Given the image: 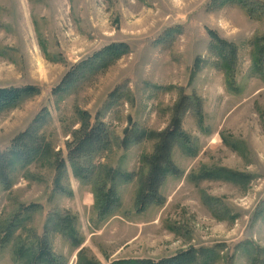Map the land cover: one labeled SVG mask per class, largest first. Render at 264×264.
<instances>
[{
  "label": "rangeland",
  "instance_id": "obj_1",
  "mask_svg": "<svg viewBox=\"0 0 264 264\" xmlns=\"http://www.w3.org/2000/svg\"><path fill=\"white\" fill-rule=\"evenodd\" d=\"M225 1L0 0V88L38 91L0 109V152L38 116L37 135L49 151L17 165L8 188L0 182V231L19 218L0 245V264H34L53 215L73 218L81 245L51 232L52 264L158 261L200 247H217L213 264H249L246 251L254 246L264 256V64L256 71L253 59L254 39L264 38V0L244 1L246 8ZM216 40L236 47L232 76L219 67ZM115 45L122 46L104 67L58 90L74 67ZM182 94L201 107V118L189 110L181 124L194 153L175 147L177 174L160 187L162 203L142 210L135 199L148 174L143 159L156 141L124 147V132L162 133ZM87 124L109 138L92 164L132 178L118 186V211L103 222L92 184L74 177L68 157ZM61 159L66 168L56 184ZM220 170L240 177L202 175ZM244 242L252 246L244 250Z\"/></svg>",
  "mask_w": 264,
  "mask_h": 264
},
{
  "label": "trees",
  "instance_id": "obj_2",
  "mask_svg": "<svg viewBox=\"0 0 264 264\" xmlns=\"http://www.w3.org/2000/svg\"><path fill=\"white\" fill-rule=\"evenodd\" d=\"M244 1L248 0H226L227 3H238L241 7L246 6L243 4ZM254 9H250L252 13ZM214 37V35L212 36ZM217 43L212 46V51L215 56L218 57L221 69L225 72V75L232 76L235 73V67L237 62L236 47L228 44L223 40H216ZM122 45H115L112 47L105 48L100 51L99 54L94 55L89 61L76 66L68 73L66 79L58 87V90L64 92L65 88L71 85V83L78 78V75H83L85 72H91L97 67H104L106 61L112 60V55H115L120 50ZM264 58V38L254 39V65H258L256 71H262L261 64ZM257 64H256V63ZM80 77V76H79ZM231 80V79H230ZM228 86L231 87V82L229 81ZM36 89L32 87L24 88H11L2 89L0 88V109L11 108L13 105L26 98L28 95L37 93ZM175 109L172 115V120L170 125L162 131V133H144L142 131H136L131 129L130 131H125L126 133L121 145L126 147L132 142H141L144 139L155 140L153 146V153L148 156V158L143 159V163L148 166V174L144 176L141 188L137 191V196L135 199V204L138 208L144 210L146 205L150 203L161 204V198L159 195V189L168 175H176L177 170L175 169L173 162L171 160L172 152L175 147H179L184 154L193 155V148L190 147V142L186 137L185 133L181 130V124L183 121V116L186 112L193 111L196 112V116L200 115L201 111L200 105L197 101L191 102L189 98L180 95L179 99L176 101ZM81 118L87 120V115L82 113ZM33 129L28 128L24 132L17 135L16 139L13 140L11 148L6 152H0V182L5 187L8 188L10 182H8L10 174L13 173L16 166L26 167L32 162H37L43 160L49 151H46V144H42L40 136L37 135L38 130L42 126L43 116H38L34 120ZM82 128V137L78 139L76 143L73 144L71 149H69V162L72 168V173L74 177L79 180L82 184L89 185L92 184V194L94 197L93 209L96 211L97 218L100 222L105 221L106 218L113 216L118 211L120 204V198L117 194V188L122 183H130L132 178L129 175H123L121 172L116 171L108 167H100L99 165L92 164V158L95 154L103 152L109 146V138L105 130L101 126L86 127ZM84 128V129H83ZM58 168L56 170V184L59 183V179L62 176V171L65 170L66 165L64 160H59ZM99 170V171H98ZM104 170L103 176L100 175L101 171ZM98 171V172H97ZM206 178L219 179L225 178L227 180L238 179L239 175H233L225 170L223 171H213L204 172L202 174ZM31 207V206H30ZM29 209L23 207L21 210ZM49 222L52 226L45 224V230L41 237L38 238L39 249L34 253V264L36 262L42 264H52L54 260V255L50 250L49 234L51 232L62 234L68 237L69 240L73 242V245L80 246L81 240L76 238L73 226V218L69 216H51ZM16 218L12 223L6 226H1L0 231V245L7 244V242L14 235L17 229ZM3 236V237H2ZM75 236V237H74ZM2 237V238H1ZM244 242L241 247L244 250L252 244ZM217 247L210 248H189L180 251L181 253L176 254L172 257L166 259H161L158 261H148V260H136V261H121L118 263L111 264H213L220 259V254L216 251ZM247 259L249 264H264L263 252L258 249L257 246L246 251Z\"/></svg>",
  "mask_w": 264,
  "mask_h": 264
}]
</instances>
